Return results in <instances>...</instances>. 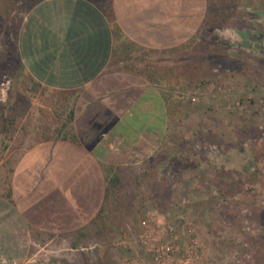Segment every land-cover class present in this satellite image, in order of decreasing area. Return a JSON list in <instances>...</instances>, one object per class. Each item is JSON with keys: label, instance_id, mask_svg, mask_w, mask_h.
I'll use <instances>...</instances> for the list:
<instances>
[{"label": "rangeland", "instance_id": "374dc122", "mask_svg": "<svg viewBox=\"0 0 264 264\" xmlns=\"http://www.w3.org/2000/svg\"><path fill=\"white\" fill-rule=\"evenodd\" d=\"M29 1L0 0V176L2 127L50 97L16 58ZM205 1L197 37L154 58L165 133L106 155L105 226L43 234L26 264H264V0Z\"/></svg>", "mask_w": 264, "mask_h": 264}, {"label": "crops", "instance_id": "0c3cea01", "mask_svg": "<svg viewBox=\"0 0 264 264\" xmlns=\"http://www.w3.org/2000/svg\"><path fill=\"white\" fill-rule=\"evenodd\" d=\"M185 2L44 0L28 10L16 58L50 97L2 127L13 151L0 176V264H26L43 234H77L91 223L105 203L115 143L163 136L157 85L164 89L168 70L156 78L154 58L195 39L205 20L207 1ZM139 115L147 124L134 128Z\"/></svg>", "mask_w": 264, "mask_h": 264}, {"label": "trees", "instance_id": "16d2710c", "mask_svg": "<svg viewBox=\"0 0 264 264\" xmlns=\"http://www.w3.org/2000/svg\"><path fill=\"white\" fill-rule=\"evenodd\" d=\"M44 0H30L28 3H27V8L28 9H31L32 7H34L36 4L42 2ZM119 183V179L117 177H114L111 179V183L109 185V187H107V190H106V195L108 194V192H111V189L112 187H116V185ZM108 196V195H107ZM107 198V197H106ZM105 198V200H106ZM105 205H103V207L101 208V210L97 213L96 217L91 221V223H89L86 227H84L83 229H81L77 235H78V238L79 240L85 238L87 236V232L91 231V228H89V226H93L94 224L96 226H99L100 224L105 226L104 225V220L105 219V215H106V209L104 207ZM102 226V227H103Z\"/></svg>", "mask_w": 264, "mask_h": 264}]
</instances>
